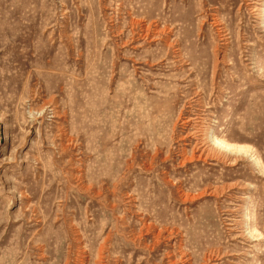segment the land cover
Listing matches in <instances>:
<instances>
[{"label":"rangeland","instance_id":"1","mask_svg":"<svg viewBox=\"0 0 264 264\" xmlns=\"http://www.w3.org/2000/svg\"><path fill=\"white\" fill-rule=\"evenodd\" d=\"M263 131L264 0H0V264H264Z\"/></svg>","mask_w":264,"mask_h":264},{"label":"bare ground","instance_id":"2","mask_svg":"<svg viewBox=\"0 0 264 264\" xmlns=\"http://www.w3.org/2000/svg\"><path fill=\"white\" fill-rule=\"evenodd\" d=\"M254 122V121H253ZM255 124H257L256 122H255ZM250 127H251V125H250ZM258 131V130H257ZM251 133V132H250ZM249 133V134H250ZM263 133H264V131H263ZM252 134V133H251ZM250 137V136H249ZM249 139V138H248ZM259 139V138H258ZM250 143V142H249ZM214 144L215 145H217L218 147H220V148H222L225 152L226 151H230V150H235V151H241V152H246V153H248L249 152V148H244V147H241V146H232L231 144H228V143H226V142H224L223 140H220V139H214ZM249 145V144H248ZM252 145H254V144H252ZM213 149H214V147H213ZM217 149H219V148H217ZM221 149V150H222ZM254 149V148H253ZM220 150V151H221ZM250 150H251V148H250ZM219 151V150H218ZM222 153V152H221ZM218 154V153H217ZM259 155V154H258ZM218 156V155H217ZM208 157V156H207ZM252 157V156H251ZM259 157V156H258ZM223 158V157H222ZM253 164H255L257 167H259V161H258V159H256V158H254L253 159ZM264 164V163H263ZM264 167V166H263ZM147 228V227H146ZM152 230V229H151ZM252 230H253V228H252ZM159 237V236H158Z\"/></svg>","mask_w":264,"mask_h":264}]
</instances>
